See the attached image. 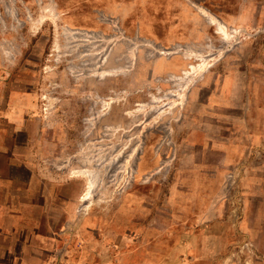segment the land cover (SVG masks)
Here are the masks:
<instances>
[{
	"label": "rangeland",
	"instance_id": "374dc122",
	"mask_svg": "<svg viewBox=\"0 0 264 264\" xmlns=\"http://www.w3.org/2000/svg\"><path fill=\"white\" fill-rule=\"evenodd\" d=\"M0 264H264V0H0Z\"/></svg>",
	"mask_w": 264,
	"mask_h": 264
},
{
	"label": "bare ground",
	"instance_id": "6f19581e",
	"mask_svg": "<svg viewBox=\"0 0 264 264\" xmlns=\"http://www.w3.org/2000/svg\"><path fill=\"white\" fill-rule=\"evenodd\" d=\"M41 6V5H40ZM198 9L201 11V12H203V13H206V14H208L210 17H211V20L212 21H214V22H216V23H218L219 24V26H218V31H219V34L221 33V34H224L225 36H226V40H230L231 39V34H230V32H228V30H227V28L222 24V22L220 21V20H218L215 16H213V15H210V13L208 12V10L206 9V8H204L203 6H199L198 7ZM43 10V9H42ZM54 10L53 9H51V8H48V7H45L44 8V10H43V13H42V15L41 16H39V17H41V18H39L40 20H39V22H41V23H43V22H46L47 21V19H49L50 17H52V18H56V13H57V11L54 13L53 12ZM42 12V11H41ZM40 12V13H41ZM8 13L10 14V15H13V12L12 11H8ZM50 15V16H49ZM31 17V16H30ZM31 21V20H30ZM38 22V23H39ZM35 24V23H34ZM67 27H69V26H67ZM37 28H39V27H37ZM236 32V31H235ZM234 34V33H233ZM162 48V47H161ZM163 53H164V51H163ZM166 53H171L170 51H166ZM212 65V64H211ZM202 66H203V64H192L191 65V67L189 68V70H187L186 72L188 73V74H193V72H196V71H198V70H202ZM111 72L113 71V70H110ZM109 73V72H108ZM102 77V76H101ZM168 96L169 97H172V96H178L177 94H175V93H169L168 94ZM175 97V98H176ZM172 106L173 107H171L170 109L172 110H174V108L177 106V105H179L176 101H173L172 103ZM93 181H91V183H92Z\"/></svg>",
	"mask_w": 264,
	"mask_h": 264
},
{
	"label": "crops",
	"instance_id": "0c3cea01",
	"mask_svg": "<svg viewBox=\"0 0 264 264\" xmlns=\"http://www.w3.org/2000/svg\"><path fill=\"white\" fill-rule=\"evenodd\" d=\"M192 5L196 8V9H198V7L200 6V5H198V4H196V3H192ZM205 8V7H204ZM207 9V8H206ZM199 10V9H198ZM208 10V9H207ZM200 11V10H199ZM201 12V11H200ZM208 12L210 13V15H213V16H215L218 20H220L215 14H213L212 12H210L209 10H208ZM202 14H204L207 18H208V20H209V22L211 23V24H213V25H216L217 26V33H219V31H218V26H219V24L218 23H216V22H214V21H212L211 20V17L208 15V14H206V13H203V12H201ZM221 21V20H220ZM222 22V21H221ZM222 24L226 27V25L222 22ZM227 28V27H226ZM221 34V33H220Z\"/></svg>",
	"mask_w": 264,
	"mask_h": 264
}]
</instances>
